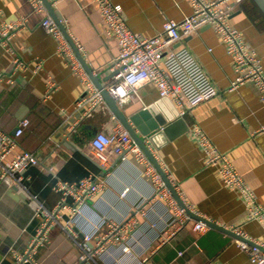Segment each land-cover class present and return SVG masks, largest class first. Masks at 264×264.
Instances as JSON below:
<instances>
[{"label":"crops","instance_id":"obj_1","mask_svg":"<svg viewBox=\"0 0 264 264\" xmlns=\"http://www.w3.org/2000/svg\"><path fill=\"white\" fill-rule=\"evenodd\" d=\"M50 1L72 39L84 46L80 53L94 71L102 73L103 79L111 76L104 84L114 81L111 64L119 44L108 33L98 4L93 0ZM112 1L123 6L128 25L143 37L160 33L166 19L179 21L193 12L190 0ZM46 15H51L47 6L39 11L31 0H0V30L6 22H24L9 41L0 39V74L3 75L0 142L4 136L15 137L20 121L30 119L5 160L10 161L22 151L36 153L40 164L24 173L25 184L49 208L56 207L62 199L61 193L53 189V174L72 183L87 176L102 177V190L80 205L77 215L65 211L62 224L67 225L75 216L70 224L80 234L99 224L100 232L105 233L111 222L131 217V221L123 222V227L132 251L126 254L120 242H109L101 256L82 262V251L69 232L73 230L63 229L59 224H52L31 248L44 217L36 212L26 191L2 179L0 174V264H19L20 257L28 254L34 264H252L248 253L237 243L238 238L221 229L209 226L199 232L194 228V218L182 226L166 227L168 218L174 215L168 199L155 197L137 211L136 206L152 194L153 183L145 174L146 166L133 153L126 160L114 157L107 171L89 156L90 140L96 132H111L121 122L105 106L95 109L72 128L78 120L75 103L86 92V86L73 68L75 58L58 52L59 41L42 25ZM230 18L246 43L258 52L264 66V12L257 1L245 0ZM181 47L191 50L219 93L181 116L187 129L181 131L176 126L178 133L173 137L161 132L155 141L148 137L147 143L182 200L195 214L229 227L240 224L249 237L263 239L264 225L254 219L244 220L248 209L243 200L225 184L218 168L206 165L195 133L201 127L215 147L231 157L264 207V104L258 88L250 82L230 90L236 77L233 58L214 27L204 26L184 36L174 45L175 49ZM15 55L30 68L14 70ZM37 64L42 67L34 73L32 67ZM50 80L55 86L46 97ZM137 90L138 96L120 105L128 115L154 106L163 116L172 120L181 118L177 117L179 107L172 99L163 97L154 82H143ZM91 130L95 133L87 135ZM126 187L130 190L122 196ZM96 240L91 242L93 246Z\"/></svg>","mask_w":264,"mask_h":264},{"label":"built area","instance_id":"obj_2","mask_svg":"<svg viewBox=\"0 0 264 264\" xmlns=\"http://www.w3.org/2000/svg\"><path fill=\"white\" fill-rule=\"evenodd\" d=\"M93 1L99 6L107 24L108 33L113 35L119 44L118 54L115 55L116 57L111 64L115 78L110 84L105 85V89L116 97L120 105L129 98L138 96L137 86L146 81L154 82L163 97H168L175 102L180 109V117L201 101L215 97L219 93V88L213 84L209 74L191 50L188 47L174 48V45L184 36L191 35L204 26H212L216 29L226 44L227 53L233 58L236 77L231 83L230 90L252 82L258 88L260 99L264 104V66L262 59L258 52L246 43L240 30L234 27L230 21L232 13L245 0H190L193 7V12L190 15H186L179 21L166 19L160 33L145 37L134 32L128 25L121 4H116L112 0ZM53 2H57V0H53ZM31 3L39 11L46 8L43 0H31ZM41 23L59 41L58 52L70 54L75 58L73 68L86 86V92L75 103L78 120L72 125L74 128L80 119L87 117L95 109L107 106V103L102 91L96 86L80 59L75 56L73 45L65 36L60 24L51 15H46ZM23 25L24 22H6V25L0 30V39L9 41ZM74 42L79 51L84 49L81 43L75 40ZM13 59L14 70L25 71L30 68V65L19 56L15 55ZM41 67L40 64H37L32 67V71L36 73L41 70ZM1 77H3L2 74H0ZM129 77H133L132 82L125 84ZM54 84V81H49L46 97L51 95ZM29 124V118L23 119L16 127L15 137H2L0 142V174L2 179L14 183L26 191L35 204L36 212L44 217L43 226L30 247L33 248L35 243L47 234V229L52 224H59L63 229L73 230V232L70 230L69 232L75 244L82 251L80 257L82 262L89 259L95 260V257L101 256L106 251V244L109 242L118 241L124 253H131V246L126 242L127 238L125 239L126 228L123 227V222L127 219L131 221V217L124 221L111 222L109 230L105 233L100 232L102 226L99 224L93 230L83 231L80 234V231L74 230L73 225L70 224L75 221V216L68 220L67 225L62 224L61 219L65 211L77 215L80 213V205L87 202L88 198L95 197L102 190V177L87 176L78 183H72L53 174V189L61 193L62 199L56 207L49 208L25 184L24 173L29 167L40 164L36 153L30 150L22 151L10 161L5 160L6 156L16 146V137L22 135ZM195 133L203 148L206 165L218 168L225 184L237 191L243 200L248 209L244 220L251 221L254 219L264 225V207L258 202L255 191L250 188L242 173L234 166L231 157L216 148L201 127L197 128ZM90 143L89 156L97 161L105 171L111 167L114 157L126 160L131 153L146 166L145 174L152 178L153 190L147 199L136 206L137 211L142 205L149 204L153 198L161 197L168 199L172 210H174V215L168 218L166 227L182 226L188 219L192 218L186 209L179 205L152 160L134 141L131 133L122 123L113 128L111 132L97 131ZM129 190L130 187L123 189L122 196H126ZM70 198H72L71 201ZM208 227L209 225L203 220H196L194 223V228L199 232L207 230ZM226 227L239 234L237 243L248 253L252 264H264V238L253 239L249 237L242 231L240 224ZM94 239L96 245L93 246L91 242ZM26 257L29 259V254ZM24 259L25 257H20L19 262L21 263Z\"/></svg>","mask_w":264,"mask_h":264},{"label":"water","instance_id":"obj_3","mask_svg":"<svg viewBox=\"0 0 264 264\" xmlns=\"http://www.w3.org/2000/svg\"><path fill=\"white\" fill-rule=\"evenodd\" d=\"M43 1L45 6H47L48 10L50 11L52 17L55 19L57 23L60 24L65 36L73 45L75 52L79 57L80 61L82 62L85 70L88 72V74H90L96 86L102 91L107 106L112 110V112L120 120V122L129 130L134 141L137 142V144L142 148V150L145 152L147 157L152 160L158 172L160 173V175H162L166 185L169 187L171 192H173V195L177 199L179 205L184 209H186V211L189 213V215L192 218L200 221L203 220L209 226H213L215 228L221 229L227 233L234 235L236 238L240 237L239 234H236L233 230L227 228L226 226L217 224L216 222L211 221L210 219L205 218L203 216L200 217L199 215L192 212L191 209H189L187 204L182 200L179 192L176 191L169 175L167 174V172H165L159 160L154 156L153 152L151 151L147 143L148 137H150L152 141H155L156 137L162 134L161 132L167 134L169 137H173L178 133L175 129L176 126H180L182 128L181 131L187 129L188 125L185 122L184 118L181 117L172 120V118L170 117L168 118L166 116L159 114L157 112L156 107L154 106H149L145 109L138 110L128 115L126 111H124V109L117 102L116 97L114 95H111V93L105 89L104 81H107L111 76H107L103 79L102 73L98 71H94L93 67L88 63L87 59L80 53V51L77 49V46H75L74 40L68 33L65 24L61 21V16L59 15V13H57L55 7L52 5V2L50 0H43ZM256 1L260 6V8L262 9V11L264 12V0H256ZM178 115L179 112H177V117ZM92 133H95V131L92 130L88 131L87 135H92ZM20 264H34V263L32 262L31 259L25 257V259Z\"/></svg>","mask_w":264,"mask_h":264},{"label":"clouds","instance_id":"obj_4","mask_svg":"<svg viewBox=\"0 0 264 264\" xmlns=\"http://www.w3.org/2000/svg\"><path fill=\"white\" fill-rule=\"evenodd\" d=\"M132 80H133V77H129L128 80L125 81V84L132 82Z\"/></svg>","mask_w":264,"mask_h":264},{"label":"trees","instance_id":"obj_5","mask_svg":"<svg viewBox=\"0 0 264 264\" xmlns=\"http://www.w3.org/2000/svg\"><path fill=\"white\" fill-rule=\"evenodd\" d=\"M36 166V165H35Z\"/></svg>","mask_w":264,"mask_h":264}]
</instances>
